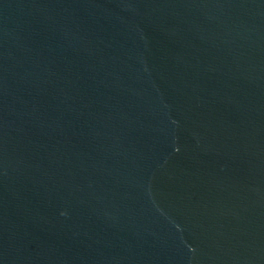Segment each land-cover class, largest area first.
Returning a JSON list of instances; mask_svg holds the SVG:
<instances>
[{"label": "water", "instance_id": "obj_1", "mask_svg": "<svg viewBox=\"0 0 264 264\" xmlns=\"http://www.w3.org/2000/svg\"><path fill=\"white\" fill-rule=\"evenodd\" d=\"M0 264H264V0H0Z\"/></svg>", "mask_w": 264, "mask_h": 264}]
</instances>
